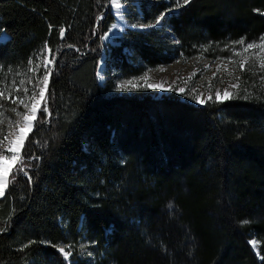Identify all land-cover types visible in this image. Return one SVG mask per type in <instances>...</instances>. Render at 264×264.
I'll list each match as a JSON object with an SVG mask.
<instances>
[{
	"label": "trees",
	"instance_id": "16d2710c",
	"mask_svg": "<svg viewBox=\"0 0 264 264\" xmlns=\"http://www.w3.org/2000/svg\"><path fill=\"white\" fill-rule=\"evenodd\" d=\"M136 1L135 24L174 5ZM107 3L0 0V68L44 47L54 58L48 110L0 197V264H67L57 247L80 239L102 254L98 264H264V70L246 74L236 96L204 104L115 92L119 79L258 40L264 0H191L162 27L128 29L102 84Z\"/></svg>",
	"mask_w": 264,
	"mask_h": 264
},
{
	"label": "rangeland",
	"instance_id": "374dc122",
	"mask_svg": "<svg viewBox=\"0 0 264 264\" xmlns=\"http://www.w3.org/2000/svg\"><path fill=\"white\" fill-rule=\"evenodd\" d=\"M173 1L174 5L162 12L165 17L170 11L184 5L183 0H180L179 5L176 0ZM129 3L136 4L137 1L108 0L107 7L113 14V21L102 34L105 47L97 67V79L102 84L106 79L109 50L112 45L121 42L128 29L145 24H151L153 27L163 26L165 18L159 24L155 23L156 20L137 24L131 22L127 15ZM116 4H120L121 7L117 8ZM7 38V33L0 28V41ZM239 41L243 43H238ZM250 43L256 47L247 49ZM218 51L217 56L200 52L192 57H181L173 62L150 68L141 76L119 79L115 92L134 93L144 90L155 96L174 94L195 104H204L208 100L223 101L236 96L243 86V78L246 74H258L264 70V34L254 41H247L244 38L229 40L220 45ZM53 67L54 58L51 57L49 49L44 47L24 66L6 70L0 68V176L3 177L0 197L6 191L11 170L21 162L22 148L39 112L48 110L46 105L51 74L46 85L42 80L46 73L52 72ZM148 85H161V87H148ZM225 90L230 97L224 96ZM41 92L43 96L40 95ZM217 92L220 93V99L216 98ZM209 96L212 99H208ZM25 115L31 121L30 130L26 126ZM21 129H24L23 133ZM14 153L18 154L12 159ZM250 243L257 250L258 241L251 239ZM60 247H64L65 251L70 253L68 256L61 253L67 264H71L75 259L85 261V264H98L102 259V254L98 255L94 252L90 243L84 239H80L75 248L69 244H61L57 249Z\"/></svg>",
	"mask_w": 264,
	"mask_h": 264
},
{
	"label": "snow or ice",
	"instance_id": "6c2138e0",
	"mask_svg": "<svg viewBox=\"0 0 264 264\" xmlns=\"http://www.w3.org/2000/svg\"><path fill=\"white\" fill-rule=\"evenodd\" d=\"M191 2V0H183V4H188V3H190ZM176 3L179 5L180 4V0H176ZM116 7L117 8H120L121 7V5L120 4H116ZM165 18V16H164V14L162 13L160 16H158L157 17V19H156V24H159L160 22H161V20H163ZM113 27H116V25H113ZM140 27H142V28H148V27H153V25H151V24H145V25H141ZM61 35H63V33L61 32ZM178 42V41H177ZM238 43H243V41H239ZM253 47H256L255 45H253V44H248L247 45V49H251V48H253ZM246 49V50H247ZM30 63H31V61H30ZM51 73L49 72V73H46L45 75H44V78H43V80H42V83L43 84H47V79H48V76L50 75ZM129 83H131V82H129ZM148 87H161V85H148ZM233 87H236V85H233ZM181 91H183V90H181ZM40 95L41 96H43V92H41L40 93ZM224 96L225 97H230V94L227 92V90H225V92H224ZM216 98L217 99H220V93L219 92H217V94H216ZM33 99H34V97H33ZM208 99H212V97L211 96H209V98ZM21 103H23V101H20ZM199 102H203V101H199ZM25 107H27V105H25ZM35 111V105L33 106V112ZM24 120H25V122H26V126L29 128V130L31 129V121H30V119H29V117L27 116V115H25V117H24ZM23 131H24V129H21V133H23ZM18 153H14L13 154V156L11 157L12 159H15L16 158V155H17ZM29 180H31V177H29ZM2 190H3V177L2 176H0V194H2ZM244 223H247V221H245ZM54 247H55V245H54ZM58 251L60 252V253H63L64 254V256H68L70 253L69 252H66L65 251V248L64 247H60L59 249H58Z\"/></svg>",
	"mask_w": 264,
	"mask_h": 264
},
{
	"label": "water",
	"instance_id": "95a60500",
	"mask_svg": "<svg viewBox=\"0 0 264 264\" xmlns=\"http://www.w3.org/2000/svg\"><path fill=\"white\" fill-rule=\"evenodd\" d=\"M98 23H99V21H98ZM54 68V67H53ZM52 72H53V69H52ZM52 72H51V75H50V78H51V76H52ZM48 88H49V85H48ZM34 127V126H33ZM33 129V128H32ZM31 132V131H30ZM21 158V157H20Z\"/></svg>",
	"mask_w": 264,
	"mask_h": 264
}]
</instances>
